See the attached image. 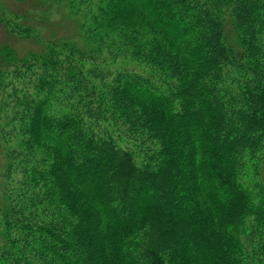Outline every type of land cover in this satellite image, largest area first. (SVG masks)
<instances>
[{
    "label": "trees",
    "instance_id": "trees-1",
    "mask_svg": "<svg viewBox=\"0 0 264 264\" xmlns=\"http://www.w3.org/2000/svg\"><path fill=\"white\" fill-rule=\"evenodd\" d=\"M59 1L0 9V264H264V0Z\"/></svg>",
    "mask_w": 264,
    "mask_h": 264
},
{
    "label": "rangeland",
    "instance_id": "rangeland-1",
    "mask_svg": "<svg viewBox=\"0 0 264 264\" xmlns=\"http://www.w3.org/2000/svg\"><path fill=\"white\" fill-rule=\"evenodd\" d=\"M4 8L7 15H13L18 12L26 16L27 21L43 36L50 34L62 36L67 34L80 39V32L75 24L74 17L70 15L68 9L64 7L62 1L59 0H0V9ZM2 35H0V43ZM30 44H15V48L21 54H24Z\"/></svg>",
    "mask_w": 264,
    "mask_h": 264
}]
</instances>
